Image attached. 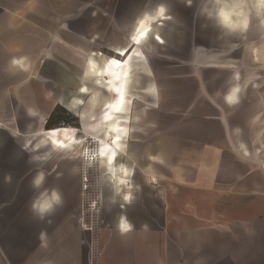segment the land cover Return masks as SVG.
<instances>
[{"label":"crops","instance_id":"crops-1","mask_svg":"<svg viewBox=\"0 0 264 264\" xmlns=\"http://www.w3.org/2000/svg\"><path fill=\"white\" fill-rule=\"evenodd\" d=\"M262 1L0 0V264H264Z\"/></svg>","mask_w":264,"mask_h":264},{"label":"rangeland","instance_id":"rangeland-1","mask_svg":"<svg viewBox=\"0 0 264 264\" xmlns=\"http://www.w3.org/2000/svg\"><path fill=\"white\" fill-rule=\"evenodd\" d=\"M165 1V4L167 5L168 7V10L171 12H176L177 14H179L181 17H185L186 20L184 19V26H188L190 24L192 25H198L200 26L201 24H204V22L206 21L205 18H202V17H193V18H190L189 16L191 15L192 17V13L193 11H203L204 10H212L214 9V7H216L215 5V0H213V2H210L209 0H163ZM191 4H188V5H185L186 3H190ZM186 6V7H185ZM201 13V12H200ZM197 15H198V12H197ZM216 20V19H214ZM183 22V21H182ZM100 28H102V30H105L104 28L106 27V25H99ZM111 53V54H110ZM113 52H109L107 54H104L103 53V56H102V53L100 54V56H98L97 58L99 59V61H101L104 57L106 56H109V55H113L112 54ZM109 54V55H108ZM60 61H64L63 58L60 59ZM61 62V63H62ZM63 64V63H62ZM263 72L264 74V68L263 70H260ZM75 77L78 76L77 74L74 75ZM51 123L50 125L48 126H51V125H71V126H77V129H79V124H78V118L76 116H74L72 113H70L68 110H66L64 107L61 108V107H58L57 109H55V111H53V113H51ZM82 134L81 132H79L78 135ZM65 155H62V158H64ZM65 161L67 160H62V162L64 163ZM77 163L81 166L83 165L84 163L80 160L77 161ZM97 173V172H96ZM96 173H95V176H96ZM86 174H87V177H88V174H89V177L92 176V173L90 172V170H87L86 171ZM83 171H80L79 173V179H80V182H81V195L84 196V198H87L85 200H83L82 202V209H86L87 208V203H89L90 201V198L92 199L94 196L90 195L92 192H91V189H87V190H83ZM82 197V199H84ZM90 219V217H84L83 220L84 221H88Z\"/></svg>","mask_w":264,"mask_h":264},{"label":"bare ground","instance_id":"bare-ground-1","mask_svg":"<svg viewBox=\"0 0 264 264\" xmlns=\"http://www.w3.org/2000/svg\"><path fill=\"white\" fill-rule=\"evenodd\" d=\"M262 1V0H260ZM261 4H264V0L261 2ZM260 5V4H259ZM225 22V21H224ZM228 22V21H227ZM236 24V23H235ZM120 61V60H119ZM118 60H112L113 64L116 65V66H119L118 69L120 70L123 66L121 65V63L119 62ZM114 68V67H113ZM115 70V69H114ZM117 70V69H116ZM126 96V95H125ZM124 99V98H123ZM123 99L119 102V106L121 107L123 105ZM113 118V117H112ZM113 122V121H112ZM117 123V122H116ZM113 124V123H112ZM115 125V124H113ZM118 125V124H117ZM63 128H66V127H63ZM62 128V129H63ZM123 128V127H122ZM54 133H57V132H61L60 135L61 137L67 139V141H61L58 143L59 146L61 147H64L66 145V143H68L69 140L71 141H74V138L72 136V134H70L68 132V129H63V130H54L53 131ZM118 134L119 136L116 135V137H119L121 138L122 136V130H119L118 131ZM124 138V137H123ZM123 140V139H122ZM121 142V141H119ZM94 143L92 139L90 140H85L84 142V148L82 150V155H83V163H84V167H83V181H84V188L87 187V174H86V171L89 170V168H91L92 166H94V164L96 165L97 163V160H98V157L101 155V148L100 147H92L91 144ZM120 145V144H119ZM118 155V154H116ZM77 156V155H76ZM130 169L129 167L125 169L126 172H128Z\"/></svg>","mask_w":264,"mask_h":264},{"label":"built area","instance_id":"built-area-1","mask_svg":"<svg viewBox=\"0 0 264 264\" xmlns=\"http://www.w3.org/2000/svg\"><path fill=\"white\" fill-rule=\"evenodd\" d=\"M90 169V168H89ZM97 174V173H96ZM87 179H88V181H87V187H85L84 188V184H83V190H87V189H91V194L90 195H92V196H94L92 199L90 198V201H89V203H87V208L84 210V212H83V214L85 213V215H83V218L84 217H90V219L88 220V223H89V226L91 227V228H93L92 227V222H93V213L95 212L96 213V208H97V204H98V201H99V195H98V186H93L92 184H91V180H93V179H96V176H95V174H93L92 173V176L91 177H89V174H88V177H87ZM84 198V197H83ZM85 199H87V198H84L83 200H85ZM83 200H82V202H83ZM89 213H92V215H89ZM87 214V215H86ZM96 262L98 263V261L96 260Z\"/></svg>","mask_w":264,"mask_h":264},{"label":"clouds","instance_id":"clouds-1","mask_svg":"<svg viewBox=\"0 0 264 264\" xmlns=\"http://www.w3.org/2000/svg\"><path fill=\"white\" fill-rule=\"evenodd\" d=\"M51 202L45 203L43 208L41 209L42 211L44 210H52L54 207V204L59 203V195L56 192H53L51 195Z\"/></svg>","mask_w":264,"mask_h":264},{"label":"trees","instance_id":"trees-1","mask_svg":"<svg viewBox=\"0 0 264 264\" xmlns=\"http://www.w3.org/2000/svg\"><path fill=\"white\" fill-rule=\"evenodd\" d=\"M52 117V116H51ZM51 117L48 119V121H47V126L48 125H50V123H51ZM79 124V123H78ZM75 128H77V126H74Z\"/></svg>","mask_w":264,"mask_h":264},{"label":"snow or ice","instance_id":"snow-or-ice-1","mask_svg":"<svg viewBox=\"0 0 264 264\" xmlns=\"http://www.w3.org/2000/svg\"><path fill=\"white\" fill-rule=\"evenodd\" d=\"M119 109H117V111H118Z\"/></svg>","mask_w":264,"mask_h":264}]
</instances>
